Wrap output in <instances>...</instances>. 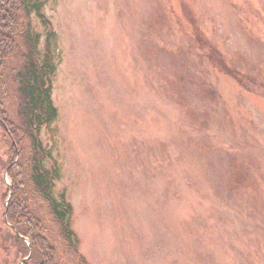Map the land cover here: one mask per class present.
<instances>
[{
    "label": "rangeland",
    "instance_id": "374dc122",
    "mask_svg": "<svg viewBox=\"0 0 264 264\" xmlns=\"http://www.w3.org/2000/svg\"><path fill=\"white\" fill-rule=\"evenodd\" d=\"M44 2L58 115L38 137L86 264H264V0ZM2 121L0 264H24ZM57 244L48 264H76Z\"/></svg>",
    "mask_w": 264,
    "mask_h": 264
},
{
    "label": "trees",
    "instance_id": "16d2710c",
    "mask_svg": "<svg viewBox=\"0 0 264 264\" xmlns=\"http://www.w3.org/2000/svg\"><path fill=\"white\" fill-rule=\"evenodd\" d=\"M33 14L47 22L44 0H0V115L13 149L6 167L14 181L13 199L3 222L13 231L14 240L31 239V246L23 252H31L24 264H48L47 250L53 251L52 259L56 256L60 261L59 239L72 251L76 264H86L78 253L80 239L71 227L72 204L65 194L56 198L52 192L59 165L50 168L44 163L47 150L38 137L42 125L55 120L58 111L52 98L56 65L50 43L46 41L45 48L40 46L41 35L34 29ZM12 86L19 97L15 116L4 105ZM26 191L42 197L45 204L31 210L21 200ZM52 222L59 228L56 240L51 234Z\"/></svg>",
    "mask_w": 264,
    "mask_h": 264
},
{
    "label": "bare ground",
    "instance_id": "6f19581e",
    "mask_svg": "<svg viewBox=\"0 0 264 264\" xmlns=\"http://www.w3.org/2000/svg\"><path fill=\"white\" fill-rule=\"evenodd\" d=\"M8 170V169H7ZM8 172V171H7ZM6 218H7V216H6ZM28 239H29V237H27Z\"/></svg>",
    "mask_w": 264,
    "mask_h": 264
}]
</instances>
